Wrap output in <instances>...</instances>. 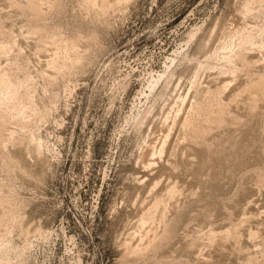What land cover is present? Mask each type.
<instances>
[{
    "label": "rangeland",
    "instance_id": "rangeland-1",
    "mask_svg": "<svg viewBox=\"0 0 264 264\" xmlns=\"http://www.w3.org/2000/svg\"><path fill=\"white\" fill-rule=\"evenodd\" d=\"M0 264H264V0H0Z\"/></svg>",
    "mask_w": 264,
    "mask_h": 264
},
{
    "label": "bare ground",
    "instance_id": "bare-ground-1",
    "mask_svg": "<svg viewBox=\"0 0 264 264\" xmlns=\"http://www.w3.org/2000/svg\"><path fill=\"white\" fill-rule=\"evenodd\" d=\"M205 48H206V43L201 42L200 45H199V50H200V51H204ZM180 97H181V96H180ZM184 99H186V98H184ZM183 105H184V103H183ZM197 109H198V108H197ZM177 114H179V113H177ZM187 123H188V122H186V124H187ZM160 151L162 152V151H163V148H161Z\"/></svg>",
    "mask_w": 264,
    "mask_h": 264
}]
</instances>
